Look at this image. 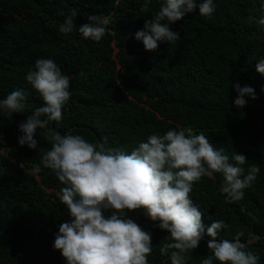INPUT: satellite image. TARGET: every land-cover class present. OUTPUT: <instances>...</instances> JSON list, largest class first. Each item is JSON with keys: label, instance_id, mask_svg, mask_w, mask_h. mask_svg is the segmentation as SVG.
Returning a JSON list of instances; mask_svg holds the SVG:
<instances>
[{"label": "trees", "instance_id": "trees-1", "mask_svg": "<svg viewBox=\"0 0 264 264\" xmlns=\"http://www.w3.org/2000/svg\"><path fill=\"white\" fill-rule=\"evenodd\" d=\"M163 2L0 0V99L22 89L29 105L25 113H13L11 120L0 113V264H67L53 247L59 225L71 220L57 196L64 185L42 165L40 173L31 172L51 147L50 127L37 129L36 149L18 143L23 135L18 125L43 104L26 80L38 59L54 60L70 77L71 96L63 119L51 122L62 135L71 132L92 143L106 138V148L130 153L151 134L191 125L230 157L244 154L245 174L257 165V179L244 189L240 201L226 202L218 173L195 182L189 195L203 213L205 230L214 220H224L229 228L217 239L232 240L236 232H243L240 239L246 250L257 253L259 264H264V76L255 68L264 58V25L257 22L264 17V0H213L210 17L202 16L197 7L171 25L179 40L158 42L157 50L146 51L135 33ZM73 9L78 10L73 18L76 28L63 34L59 25ZM89 15L111 18L99 42L78 31ZM237 82L256 94L254 100L245 97L243 108L234 104ZM127 216L151 233L148 264H171L170 255L159 252L169 242L167 231L141 210L127 211ZM210 239L205 231L186 264H200L210 254Z\"/></svg>", "mask_w": 264, "mask_h": 264}, {"label": "clouds", "instance_id": "clouds-1", "mask_svg": "<svg viewBox=\"0 0 264 264\" xmlns=\"http://www.w3.org/2000/svg\"><path fill=\"white\" fill-rule=\"evenodd\" d=\"M197 7L202 16L210 17L215 10L213 0H164L135 38L142 41L146 51L157 50L158 42H175L180 34L171 25ZM77 13L71 10L60 23L59 32L68 34L76 28L73 18ZM88 21L78 27L79 33L99 42L111 18L89 15ZM257 22L264 25V17ZM255 68L264 76V58ZM26 80L40 93L43 104L18 125L23 133L18 143L36 149L37 129H48L50 122L63 119L62 110L71 96L70 77L54 60L38 59L28 70ZM234 87L237 108L246 105L245 97L256 99L252 87H242L238 82ZM28 108L27 93L22 89L0 99V113L8 120L13 113H25ZM49 131L51 147L31 172L40 173L42 165L64 185L57 196L71 220L59 225L53 247L60 250L67 264H148L153 250L151 233L128 218L127 211L134 210H141L158 222L156 227L167 231L169 242L159 252L170 255L171 264H186L205 231L212 238L207 242L210 254L200 264H259V255L246 250L247 245L241 241L243 232H236L232 240L217 239L221 230L229 228L224 220H214L205 230L203 213L189 195L195 182L218 173L223 178L219 191L226 195V202L242 200L244 189L252 186L260 172L252 164L245 174L243 165L248 159L244 154L234 152L230 157L223 148L213 147L203 132L196 134L191 125L162 135L151 134L130 153L120 147L106 148V138L102 143H92L82 135ZM208 219L212 220L211 216Z\"/></svg>", "mask_w": 264, "mask_h": 264}, {"label": "water", "instance_id": "water-1", "mask_svg": "<svg viewBox=\"0 0 264 264\" xmlns=\"http://www.w3.org/2000/svg\"><path fill=\"white\" fill-rule=\"evenodd\" d=\"M49 127H50V129H52L51 128V122L49 123ZM71 127H69L67 130H69ZM99 141L97 140V143H98Z\"/></svg>", "mask_w": 264, "mask_h": 264}, {"label": "rangeland", "instance_id": "rangeland-1", "mask_svg": "<svg viewBox=\"0 0 264 264\" xmlns=\"http://www.w3.org/2000/svg\"><path fill=\"white\" fill-rule=\"evenodd\" d=\"M250 240V238L247 239V241Z\"/></svg>", "mask_w": 264, "mask_h": 264}]
</instances>
